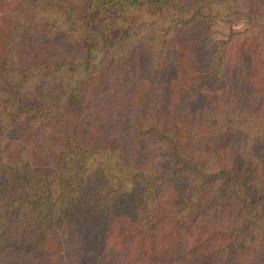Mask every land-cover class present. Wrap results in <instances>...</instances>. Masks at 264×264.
Returning <instances> with one entry per match:
<instances>
[{"label":"trees","instance_id":"obj_1","mask_svg":"<svg viewBox=\"0 0 264 264\" xmlns=\"http://www.w3.org/2000/svg\"><path fill=\"white\" fill-rule=\"evenodd\" d=\"M111 8L115 35L84 45L92 14ZM215 17L248 27L220 47L185 46ZM171 61L190 94L181 119L152 82ZM244 71L264 91L262 0H0V264H173L211 192L220 213H246L212 226L215 264L263 255L264 103L214 94Z\"/></svg>","mask_w":264,"mask_h":264},{"label":"rangeland","instance_id":"obj_2","mask_svg":"<svg viewBox=\"0 0 264 264\" xmlns=\"http://www.w3.org/2000/svg\"><path fill=\"white\" fill-rule=\"evenodd\" d=\"M150 1V0H145ZM258 3L261 0H256ZM264 2V0H262ZM141 8L145 12L146 8L145 6H141ZM140 7L138 8V10ZM137 10V11H138ZM135 9H131L126 12L127 18L132 19L137 14L135 15ZM117 14V9L115 10L114 8L109 9L107 12L106 11H100V12H94L92 15L95 17L96 22L91 26L90 28V33L88 36L84 38L83 44L88 45L89 44V39H92V41H95L98 39L99 41H102L103 39H100L102 35L109 34L115 35L118 27L114 24L113 22V17L114 15ZM143 15V14H142ZM138 17V16H137ZM234 18V17H232ZM102 19L106 20L103 21ZM214 19V20H213ZM212 20H210V25H209V32L208 36L205 37L200 44L199 39L194 38L193 40H189L188 38L184 39L185 40V46L189 45V42L191 41V48H195L197 44L202 47H208L210 45H215L220 47L223 43V40L229 38V36L233 32H239L243 31L246 27H248V23L244 20H228L226 18L222 19L221 17H215ZM106 27H110V31ZM124 26H122L123 28ZM188 36V35H187ZM87 47V46H86ZM236 47V46H235ZM234 47V48H235ZM235 49L233 50L232 54L234 55ZM251 53H248V55ZM192 52H189V58L193 59ZM247 56V55H246ZM139 60V61H138ZM146 55H139L135 59V65H138V68L136 70L137 74L139 76H144L149 74L146 67H145V62H146ZM170 65L174 70L167 69L165 73L158 75L157 77L153 76L152 77V82H154L157 86L162 85L160 89L162 90V98L164 99L163 104L165 106L171 105L172 109L174 110L173 113H175L179 119L185 117V106L186 103L190 97V94L187 90L186 84L181 82L180 79L177 77L176 67L173 63V61L170 62ZM179 67V66H178ZM239 75H235V72L231 73V75L228 77L227 80L224 84V86L220 87L218 92H215V97L219 95V99H222L223 95L228 92V94L232 97H230L231 101L235 104L242 105V107H245L246 110H252L256 111L260 108V106L264 103V91H259L258 86L255 84L256 81H254V78L252 74L249 72H245L241 75L240 78H238ZM233 83V84H232ZM129 84L131 86H128V89H132L134 85V80L129 81ZM242 87V94H241V101L242 102H237V94L240 88ZM96 123V121L90 116L89 111L87 109H82V112L79 117V122H78V128L80 130H87L92 124ZM241 136H239L240 139ZM242 138V137H241ZM264 142L263 139L259 140V144L257 146V149H255V153L257 156L262 157V161L260 166L262 167V172L264 171V145L262 144ZM221 142L218 144L217 150H214L217 152V157L213 156L212 160L215 161L216 163H220L221 161L226 162V159L222 157V153L220 152V149L223 148L224 150V145ZM229 148V147H228ZM206 152L210 151V148L207 147L205 148ZM198 153V151H197ZM221 154V156L219 155ZM200 158L203 157L202 150L200 149L199 154ZM214 155V153H212ZM218 157L221 158V160H218ZM222 163V162H221ZM200 212L203 211L202 213H199L200 216H198V220H194L195 214L193 215V223L194 226L189 228L187 227L184 232V242H183V248L180 251V253L176 254L175 260L173 264H191L192 260H195V257L198 256H205L208 255V257L212 258L211 264H215V262H218L220 259V256L217 254H213L211 257L210 254V249L215 248L214 244L216 243L215 240V232L214 230L212 231L211 229L213 228L212 226L218 224L219 222L223 224L225 221H229L230 219H233L237 221V219H243L245 216V212L240 215L239 209L232 208L229 212H226L224 210L223 212H219L216 210L215 207V196L212 194V192L209 194L207 193L204 198L201 200L200 204ZM214 205V207H213ZM209 208V211H208ZM210 209H213L210 211ZM216 211V212H215ZM263 215V214H262ZM229 219V220H227ZM199 223V224H197ZM203 224V232L201 233L200 231L195 230L196 225H201ZM210 230L212 231L208 237H205L206 232L209 233ZM220 232V231H219ZM193 242V243H192ZM216 245V244H215ZM217 247V245H216ZM209 250V254H208ZM109 252V251H108ZM107 252V253H108ZM105 253V256L103 259L106 257H109L110 255ZM219 257V259H218ZM210 261V259H208ZM206 261V264L209 263V261ZM116 261V258L113 256V263ZM157 264V262H156ZM192 264H195L192 262ZM241 264H264V254L261 255L258 252H253L250 255H246L242 261Z\"/></svg>","mask_w":264,"mask_h":264}]
</instances>
